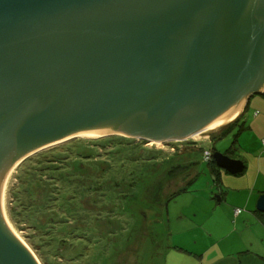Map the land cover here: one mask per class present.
<instances>
[{"label":"water","instance_id":"95a60500","mask_svg":"<svg viewBox=\"0 0 264 264\" xmlns=\"http://www.w3.org/2000/svg\"><path fill=\"white\" fill-rule=\"evenodd\" d=\"M262 93L264 0H0V264H37L4 209L24 158L109 135L212 140Z\"/></svg>","mask_w":264,"mask_h":264},{"label":"rangeland","instance_id":"374dc122","mask_svg":"<svg viewBox=\"0 0 264 264\" xmlns=\"http://www.w3.org/2000/svg\"><path fill=\"white\" fill-rule=\"evenodd\" d=\"M226 130L212 140L164 143L109 135L37 152L7 178L9 222L39 264H208L197 254L215 240L228 235V250L239 247L232 239L251 237L240 228L231 233V203L251 215L244 205L254 183L264 180L252 168L232 176L205 160L204 151L219 152L253 167L263 155L239 146V127L221 138ZM185 158L191 169L169 177Z\"/></svg>","mask_w":264,"mask_h":264},{"label":"crops","instance_id":"0c3cea01","mask_svg":"<svg viewBox=\"0 0 264 264\" xmlns=\"http://www.w3.org/2000/svg\"><path fill=\"white\" fill-rule=\"evenodd\" d=\"M236 119L233 120L236 121L232 124L231 135H235V128L237 127L243 131L237 139L238 144H240L239 146L243 148L247 147L248 144L253 145L256 150L254 155H256L258 151H263V155L258 157L256 162H253V167H251L250 164L247 166L244 162L245 170L243 174L245 171L249 170V168H252L259 179L264 175V148L262 145V140L264 139V93L249 98L243 111ZM240 154H245L243 149ZM216 174L219 175L218 179L220 184H225L226 180L223 174L219 172ZM263 194L264 180H258L250 190L246 205H244L251 215L244 216V212H242L240 205L232 203L231 205L233 207L228 205L230 210L233 208V213H230L232 214L233 222H235L234 230L231 233L238 234L241 230L244 234L250 232L249 235L251 234V237L247 240H245V238L244 240H242V238L238 240L237 238L232 239L230 234L232 244L238 243L239 247L228 250L227 246L230 244L227 242L228 235L226 237H220L218 242L215 240L212 244L205 247L200 254H197L202 262L207 261L208 264H264V215L257 210L255 212L249 211L252 207V203L254 204V202H257ZM225 201L229 202V199L227 197L220 198V202ZM237 210L241 211L239 215H236ZM249 235L246 234L245 237Z\"/></svg>","mask_w":264,"mask_h":264},{"label":"trees","instance_id":"16d2710c","mask_svg":"<svg viewBox=\"0 0 264 264\" xmlns=\"http://www.w3.org/2000/svg\"><path fill=\"white\" fill-rule=\"evenodd\" d=\"M231 128H232V126L229 128V129H227L226 131H225V133L223 134V136L221 137V138H223V137H226V136H228V135H230V130H231ZM220 139V138H219ZM205 152L206 151H204V158H205ZM186 157V156H185ZM136 160H138V159H136ZM143 160V159H142ZM183 161H185L184 163H185V165H184V163L182 164V163H180V164H177V165H174L173 166V170L171 171V172H169V177H171V175L172 174H174V177H175V172H176V170L177 169H180L179 171H181L182 173L186 170H190L191 169V167H192V164L190 163V161L187 159V158H185ZM148 162H156V160H154V159H151V161H148ZM158 162V161H157ZM174 162V161H173ZM56 163V162H55ZM75 163V162H74ZM208 163H210V164H214V165H216V163H215V161H214V159H212V161H210V162H208ZM162 164V163H161ZM165 165V164H164ZM167 165H171L169 162H167ZM170 169V166L168 167V170ZM215 173H218L217 171H215ZM219 175L217 174V182L220 184V181H219ZM264 215V214H263Z\"/></svg>","mask_w":264,"mask_h":264},{"label":"bare ground","instance_id":"6f19581e","mask_svg":"<svg viewBox=\"0 0 264 264\" xmlns=\"http://www.w3.org/2000/svg\"><path fill=\"white\" fill-rule=\"evenodd\" d=\"M104 137H106V136H104ZM125 137H127V136H125ZM195 137H197V136H195ZM100 138H103V137H100ZM100 138H97V139H100ZM80 139H86V138H80ZM91 140H94V139H91ZM36 153H37V152H36ZM36 153H34V154H36ZM34 154L29 155L28 157H26V158H24L22 161H20L18 164H16L15 167H14V168L12 169V171L10 172V174H9V176H8V179H9V177L12 175V173L17 169V167H19L23 162H25L27 159H29V158H30L31 156H33ZM6 183H7V181H6ZM5 186H6V185H5ZM4 209H5V215H6L7 221H8V223L10 224L9 219H8V217H7L6 207H5V193H4ZM10 226H11V224H10ZM11 227H12V229H13V226H11ZM13 231L15 232V229H13ZM15 234H16L17 238L19 239V241L21 242V244H22V245L28 250V252L31 254V256L33 257V259L35 260V262H36L37 264H39L37 258L35 257L34 253L31 251V249L28 247V245L24 242V240H22V239L20 238V236L17 234V232H15Z\"/></svg>","mask_w":264,"mask_h":264},{"label":"built area","instance_id":"2783aa9c","mask_svg":"<svg viewBox=\"0 0 264 264\" xmlns=\"http://www.w3.org/2000/svg\"><path fill=\"white\" fill-rule=\"evenodd\" d=\"M262 145H263V147H264V139L262 140ZM212 159H213V154L211 153V151H206V152H205V160H206L207 162H210V161H212ZM240 213H241L240 210H237V211H236V215H239Z\"/></svg>","mask_w":264,"mask_h":264},{"label":"flooded vegetation","instance_id":"af4514ba","mask_svg":"<svg viewBox=\"0 0 264 264\" xmlns=\"http://www.w3.org/2000/svg\"><path fill=\"white\" fill-rule=\"evenodd\" d=\"M49 164H51V163H49ZM52 164H53V165H54V164L56 165L57 163L53 162ZM73 164H74V163H73ZM73 164H71V168L73 167ZM49 170H50V169H49ZM51 170H52V169H51ZM53 170H54V169H53ZM55 171H58V168L55 169ZM168 183H170V182H168ZM153 194H154V196H155V195H158V193H157L156 191H155ZM99 221H100V220H99ZM51 222H55V220L52 219ZM62 222H63V221H62ZM62 222H61L60 224H62ZM67 223H68V220H67ZM100 227H103L105 230L107 229V227H106L105 225H100Z\"/></svg>","mask_w":264,"mask_h":264}]
</instances>
